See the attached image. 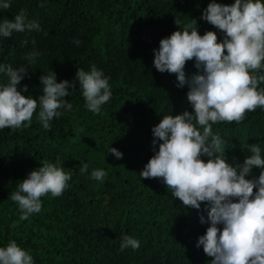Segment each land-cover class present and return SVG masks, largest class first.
<instances>
[{
    "label": "trees",
    "instance_id": "trees-1",
    "mask_svg": "<svg viewBox=\"0 0 264 264\" xmlns=\"http://www.w3.org/2000/svg\"><path fill=\"white\" fill-rule=\"evenodd\" d=\"M210 2L12 0L0 12V18L12 19L23 9L42 29L0 38V62L5 64H28L24 57L39 53L18 85V90L28 86L23 95L42 94V74L54 71L58 82L71 81L78 68L90 70L92 65L109 77L112 89L99 114L86 109L77 82L65 97L72 110L54 118L48 130L35 114L28 127L0 130V247L15 240L31 252L35 264H210L212 257L196 247L208 227L199 219L203 202L201 210L185 207L159 178L139 176L154 154L152 127L163 115L192 111L187 85L178 87L175 74L152 67V50L192 19L201 35L211 30L222 39L218 29L200 19ZM75 39L81 41L78 46ZM193 63L186 62V75L198 71ZM0 82L7 78L0 76ZM213 132L223 139L230 163H242L250 155L248 144L258 143L264 156L260 108L246 112L238 124L213 125ZM110 146L122 158L108 154ZM43 161L57 163L72 178L60 196L41 197V211L22 220L11 192ZM80 161L88 165L84 173ZM96 168L107 173L102 183L90 177ZM252 171L258 176L260 169ZM123 235L139 240L140 247L121 250Z\"/></svg>",
    "mask_w": 264,
    "mask_h": 264
},
{
    "label": "clouds",
    "instance_id": "clouds-1",
    "mask_svg": "<svg viewBox=\"0 0 264 264\" xmlns=\"http://www.w3.org/2000/svg\"><path fill=\"white\" fill-rule=\"evenodd\" d=\"M11 3L12 0H0V12L8 10ZM200 19L218 29L222 39L218 41L217 32L211 30L201 35L197 20L192 19L162 38L152 50V67L160 73L175 74L178 87L187 85L186 98L192 111L163 115L152 127L154 154L139 176L159 178L185 207L201 210L203 202L199 219L208 227L198 237L196 247H202L212 257L210 264H264L261 147L258 143L248 144L250 155L242 163H230L223 139L213 132V125L219 122L238 124L246 112L257 108L264 111V0H233L231 4L211 0ZM176 23L180 25L178 20ZM41 30L39 21L30 19L23 9L12 19L0 18V38ZM73 42L77 46L81 43L79 39ZM38 55L35 51L27 54L24 59L28 64L17 67L0 62V76L7 78L6 83L0 82V130L28 127L34 114L42 128L48 130L54 118L72 110V103L65 97L73 94L69 89H75L77 82L86 109L94 115L110 101L109 77L95 65L90 70L78 68L71 81L58 82L54 71L42 74V94L35 98L23 95L28 86L18 90V85ZM188 61L194 62L196 73L186 75ZM109 153L117 159L123 156L111 146ZM80 162L79 171L84 173L88 165ZM254 166L260 169L258 176L253 175ZM106 175L102 168L90 173L92 179L101 183ZM71 178V173L57 163L41 162L11 192L10 198L21 212L20 219L39 213L41 197L60 196ZM139 247V240L133 236H122L121 250ZM0 264L35 261L30 251L11 240L0 247Z\"/></svg>",
    "mask_w": 264,
    "mask_h": 264
}]
</instances>
